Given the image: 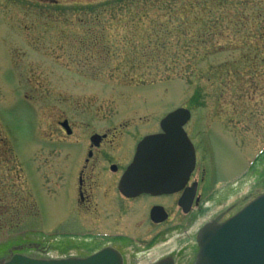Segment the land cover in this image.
I'll return each mask as SVG.
<instances>
[{"label": "rangeland", "instance_id": "374dc122", "mask_svg": "<svg viewBox=\"0 0 264 264\" xmlns=\"http://www.w3.org/2000/svg\"><path fill=\"white\" fill-rule=\"evenodd\" d=\"M155 3L153 8L124 0H0V201L20 207L16 232L0 238V255L26 247L29 228L49 243L58 231L78 225L75 212L68 211L77 148L60 126L66 117L76 125L80 114L114 117L117 125L127 119L143 124L187 107L194 116L193 138L212 158L201 157L199 167L208 165L212 176L225 180L239 174L230 185L239 209L264 193V169L258 170L264 166V52L250 71L222 81L159 65L161 57H182V51L174 48L175 35L158 33L156 25L170 21ZM249 7L263 9L264 0ZM263 23L253 22L256 34Z\"/></svg>", "mask_w": 264, "mask_h": 264}, {"label": "flooded vegetation", "instance_id": "af4514ba", "mask_svg": "<svg viewBox=\"0 0 264 264\" xmlns=\"http://www.w3.org/2000/svg\"><path fill=\"white\" fill-rule=\"evenodd\" d=\"M172 110L143 124L127 119L117 125L114 117L80 114L76 125L66 117L60 126L68 137L74 136L77 148L76 177L67 194L73 206L68 211L75 212L78 225L71 231H58L49 243L33 237L36 230L29 228L27 246H16L3 255L14 251L36 256L56 249L62 255L86 257L112 247L122 254L123 264H195L199 229L210 220L234 214L239 199L230 187L233 177H214L212 167H199L201 157L208 162L212 158L193 138L194 116L183 124L196 150V166L186 181L167 182L169 188L159 192H138L121 182L139 142L162 133V119ZM64 121L69 133L62 126ZM211 203L227 207L220 213L211 210Z\"/></svg>", "mask_w": 264, "mask_h": 264}, {"label": "water", "instance_id": "95a60500", "mask_svg": "<svg viewBox=\"0 0 264 264\" xmlns=\"http://www.w3.org/2000/svg\"><path fill=\"white\" fill-rule=\"evenodd\" d=\"M190 115L185 108L174 110L162 121L164 133L140 142L134 162L122 178L125 187L159 192L169 187L164 182H179L185 173L192 172L195 149L182 128ZM197 242L195 264H264V194L227 220L206 224ZM0 264H123V259L115 249L105 248L86 258L36 259L14 254Z\"/></svg>", "mask_w": 264, "mask_h": 264}, {"label": "trees", "instance_id": "16d2710c", "mask_svg": "<svg viewBox=\"0 0 264 264\" xmlns=\"http://www.w3.org/2000/svg\"><path fill=\"white\" fill-rule=\"evenodd\" d=\"M124 1L128 6L143 3L151 4L153 8L155 2H158L159 12L162 14H166L163 11L169 12L167 19L172 25L173 22L176 24L171 28L170 23L160 21L156 25L158 33L166 36L175 35L177 41L174 48L178 52L182 51V57L174 59L161 57L159 65L161 62V65L178 69L182 75L185 73L197 75L200 80L215 77V80L221 81L233 76L239 77L241 71L242 73L250 71L254 67V61L259 59L258 53L264 52V27H261L257 34L253 29V22L264 21V8L254 12L249 7L253 0ZM145 10L149 12L151 9ZM103 12L104 9L96 17H100ZM256 37L263 42L262 46L254 44L253 40ZM224 54H228V58L221 62L211 59ZM150 58L147 57L146 60L150 61ZM19 211V205L10 206L4 199L0 201V238L16 232L20 221Z\"/></svg>", "mask_w": 264, "mask_h": 264}]
</instances>
